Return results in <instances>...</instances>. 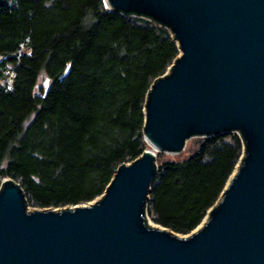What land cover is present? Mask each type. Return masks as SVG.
<instances>
[{"label": "trees", "instance_id": "16d2710c", "mask_svg": "<svg viewBox=\"0 0 264 264\" xmlns=\"http://www.w3.org/2000/svg\"><path fill=\"white\" fill-rule=\"evenodd\" d=\"M179 53L169 29L111 12L104 0H8L0 8V189L11 179L40 210L101 197L118 168L147 150V95ZM243 152L227 133L199 138L182 159L157 154L148 217L193 232Z\"/></svg>", "mask_w": 264, "mask_h": 264}, {"label": "water", "instance_id": "95a60500", "mask_svg": "<svg viewBox=\"0 0 264 264\" xmlns=\"http://www.w3.org/2000/svg\"><path fill=\"white\" fill-rule=\"evenodd\" d=\"M104 3L169 29L179 47L147 95L151 149L80 206L29 212L20 185L4 180L0 264H264V0ZM227 133L244 142L243 156L201 225L183 237L152 227L157 154L178 156L192 138Z\"/></svg>", "mask_w": 264, "mask_h": 264}, {"label": "rangeland", "instance_id": "374dc122", "mask_svg": "<svg viewBox=\"0 0 264 264\" xmlns=\"http://www.w3.org/2000/svg\"><path fill=\"white\" fill-rule=\"evenodd\" d=\"M199 140V138H192V139H190L187 143H186V146H185V151H183L179 156H171V155H166V154H163V158H162V160H177V159H182V158H184V157H186L191 151H193L194 150V148L196 147V144H197V141ZM148 146V145H147ZM148 149H150V147L148 146L147 147V150ZM242 156H243V154L241 155V157H240V159L242 158ZM240 163V162H239ZM239 163L237 164V166H236V168H235V170H234V172H233V174L235 173V171L237 170V168H238V165H239ZM28 206V210H29V212H32V211H38V210H40V209H38V208H36V207H33L32 205H27ZM59 209H62V208H53V209H51V210H59ZM149 218V217H148ZM149 224L151 225V224H153V225H151L152 227H154V228H160V229H163V227H161V226H159V225H157V224H155V223H153L152 221H151V219L149 218ZM180 237H183V236H186V235H179Z\"/></svg>", "mask_w": 264, "mask_h": 264}, {"label": "built area", "instance_id": "2783aa9c", "mask_svg": "<svg viewBox=\"0 0 264 264\" xmlns=\"http://www.w3.org/2000/svg\"><path fill=\"white\" fill-rule=\"evenodd\" d=\"M12 77L10 76L9 78H8V80H7V83H8V85L10 86V84H11V81H12V79H11ZM147 219H148V221H149V218H148V215H147Z\"/></svg>", "mask_w": 264, "mask_h": 264}, {"label": "bare ground", "instance_id": "6f19581e", "mask_svg": "<svg viewBox=\"0 0 264 264\" xmlns=\"http://www.w3.org/2000/svg\"><path fill=\"white\" fill-rule=\"evenodd\" d=\"M149 147H150V149H151V146L150 145H148ZM151 225H153V224H151ZM154 226V225H153Z\"/></svg>", "mask_w": 264, "mask_h": 264}]
</instances>
